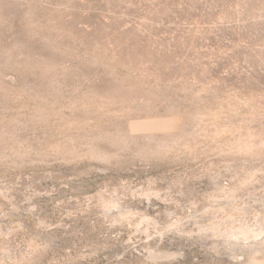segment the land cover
I'll return each instance as SVG.
<instances>
[{
    "label": "rangeland",
    "instance_id": "rangeland-1",
    "mask_svg": "<svg viewBox=\"0 0 264 264\" xmlns=\"http://www.w3.org/2000/svg\"><path fill=\"white\" fill-rule=\"evenodd\" d=\"M0 264H264V0H0Z\"/></svg>",
    "mask_w": 264,
    "mask_h": 264
}]
</instances>
